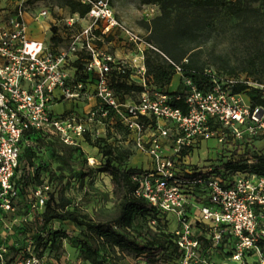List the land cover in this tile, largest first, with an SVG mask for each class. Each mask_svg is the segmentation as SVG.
<instances>
[{"label": "built area", "instance_id": "2783aa9c", "mask_svg": "<svg viewBox=\"0 0 264 264\" xmlns=\"http://www.w3.org/2000/svg\"><path fill=\"white\" fill-rule=\"evenodd\" d=\"M78 1L88 5L89 11L81 15L66 8L65 44H54L51 37L48 41L38 38L35 30H29L27 16L35 22L46 20L40 26L52 35L56 27L59 35L60 23L47 7L27 10L22 1L0 25V264H45V257L35 253L32 237L14 259L9 256L12 245L19 246L14 238L18 227L34 221V208L43 211L51 190L48 182L36 190L31 187L30 197L34 199L35 194L37 202L28 212L21 211L14 180L24 147L33 145L25 138L26 131L54 133L69 145L83 147L87 134L96 131L95 121L102 125L98 131L105 130L107 121L119 123L127 143L151 158L153 168L134 177L140 183L136 195L166 216L167 231L182 252L178 264H264V174L238 171L230 180L213 173L219 156L203 165L188 161L209 139L222 143L221 155L231 139L262 134L261 108H253L246 94L232 93L225 86L245 82L264 96V83L224 76L223 82L214 79V86L204 91L184 77V94L146 89L137 99L121 98L113 87L114 78L130 72L131 79L122 80L146 85L144 51L155 47L119 20L112 0ZM118 36L124 43L139 46V63L111 52ZM134 67L140 76L134 75ZM177 73L182 75L181 66L177 65ZM179 99L183 107L174 106ZM60 102L73 106L57 113L55 105ZM184 150L189 154L182 156ZM88 162L100 164L91 155ZM200 234L209 240L210 249L227 235L224 245L229 254L207 259Z\"/></svg>", "mask_w": 264, "mask_h": 264}, {"label": "trees", "instance_id": "16d2710c", "mask_svg": "<svg viewBox=\"0 0 264 264\" xmlns=\"http://www.w3.org/2000/svg\"><path fill=\"white\" fill-rule=\"evenodd\" d=\"M151 0H144L149 2ZM162 5V14L154 18L148 25L150 35L148 42L155 48L148 47L145 49L146 79L147 82L159 88L161 93L167 94H184L185 89L171 90L175 75H177V65L183 69L180 79L190 78L198 88L208 91L217 79L223 82L222 77H239L234 69H227L226 74L223 72L215 73L208 67H202L194 59L195 54L190 49L182 47L180 40L184 35L181 28L173 24L172 10L177 9L183 16H195L207 20L209 12L225 11L229 14H243L248 11L259 10L260 5H264V0H155ZM64 7L68 8L71 13H80L85 15L89 11V6L82 4L78 0H64ZM258 4V5H257ZM260 4V5H259ZM54 34L51 40L54 44L63 43L61 35L56 34L57 28L53 29ZM67 31L66 29L64 30ZM67 36V35H66ZM264 56V53L262 54ZM78 64V62L76 63ZM130 72L126 75L120 74L114 78L113 87L121 98L125 95L132 96L146 90L142 83L135 80L131 82L123 79L130 78ZM131 79V78H130ZM232 93L246 94L251 101L253 108L260 107L264 110V96L260 90L251 87L245 82H238L233 85L225 86ZM174 106H184L183 99L174 100ZM119 125V123H115ZM217 128L218 124H212ZM25 138L31 140L33 145H26L22 151L20 167L15 177V186L19 190L20 207L22 212H28L32 202L36 204L37 199L30 197V189L41 187L45 182L51 186L49 197L41 213L36 212L34 208V221L23 227L19 226L15 239L19 234L30 232L29 228L40 231L45 230L54 220H69L81 229L80 254L81 258L90 264H122L124 254L128 253L137 259L136 264H178L182 257V252L175 242V236L168 232V220L164 214L153 206L149 201L136 195L139 188V181L134 177L140 174L148 173V170L142 167L130 165V150H116L114 147L102 148L103 153L108 157L99 171L106 173L111 178L112 192L114 194L113 206L102 207L96 211L94 217L89 214L82 215L76 209H70L72 200L60 198L56 202L55 194L52 192L55 185V176L57 172L69 178H76L75 165L78 162L76 156L88 160L83 147L69 145L65 143L57 134L43 132L36 129H28ZM87 141H91L89 134L86 136ZM246 139V138H245ZM241 140L235 146L241 145ZM98 147V146H96ZM225 150L214 164L213 173L223 176L225 179H232L238 171H248L258 175L264 174V155L253 153L250 156H241L237 150H233L232 156L226 154ZM189 154L188 150L182 151V156ZM249 160H252L250 162ZM55 161L56 167L46 171L43 175L41 170L45 164ZM100 165V164H99ZM190 166V165H188ZM187 167V166H186ZM185 166H182L184 170ZM93 172L92 168H87L81 173L82 183ZM185 176L192 177L189 173ZM34 231L29 236L34 237ZM198 230V233H200ZM45 236L43 233H41ZM41 235V236H42ZM63 236H65L63 234ZM202 240V252L207 259H222L225 254H229L225 242L228 241L227 235L221 244L210 249L211 243L203 234L199 235ZM21 246V245H20ZM20 246L12 245L10 257L14 259L20 253ZM40 255V254H38ZM42 256V255H40ZM146 262V263H141Z\"/></svg>", "mask_w": 264, "mask_h": 264}, {"label": "rangeland", "instance_id": "374dc122", "mask_svg": "<svg viewBox=\"0 0 264 264\" xmlns=\"http://www.w3.org/2000/svg\"><path fill=\"white\" fill-rule=\"evenodd\" d=\"M22 1V8L27 10L50 8L57 18L55 21L60 23L58 33L62 40L65 39L64 30L66 27L62 19L68 15L69 11L64 7V0H0V25L5 23L8 15L20 7ZM112 6L119 20L140 37H143L144 40H148L150 35L148 25L154 18L162 14V5L155 0L149 2H144V0H112ZM169 11H172L174 26L181 28L184 32L180 40L182 47L192 50L191 52L195 54L194 59L199 62V65L211 68L218 74L223 72L224 75H227V69L232 68L240 77L264 83V56L262 55L264 53V5H260L259 10L248 11L243 14H229L225 11L209 12L206 16L207 20L192 15L183 16V13L179 12L181 10L177 9L169 8ZM32 20L31 17L27 16L29 30L33 33L35 30L36 37L48 41L52 34L40 26L46 23V20L39 22ZM47 21L51 22L49 19ZM121 37H117L115 45L110 48L111 52L131 63H134L133 59H138L135 63H139V46L124 43V38ZM133 69L135 70L134 75L140 76L137 73V68L134 67ZM183 80L184 78L181 80L179 76L178 82L174 80L169 89H179L180 91L186 89ZM145 87L151 92L161 91L148 83L147 79ZM134 98L137 99V96ZM72 106L71 102L57 103L55 112L63 113L67 109H71ZM84 107L87 109L85 105ZM259 114L264 123V110L260 109ZM93 127L96 128V131L89 134L91 141L83 142V150L86 155L94 156L100 165L91 166L88 160L85 162V158L76 156L75 160L78 162L74 172L76 178H69V173L62 176L57 172L55 185L52 188L56 197L55 203H58L62 197L71 199L70 209H76L82 215L89 214L90 217H94L96 211L104 206L108 208L113 206L115 198L112 192L111 178L106 173L99 171V167L103 166L108 158L103 153L102 148L114 147L119 151L130 150L129 162L131 166L142 167L148 171L153 168L149 155L138 152L132 142L127 143L126 131L123 127L110 121L106 122L105 130H97L102 127L99 121H95ZM262 130V134L254 139L249 137L242 139L238 148L235 146L238 142L231 139L230 142H227V149L225 148L229 153L228 155L232 156L234 154L232 151L235 149L241 153L242 157L257 152L264 155V129ZM220 149H222V143L217 138L209 139L202 144V148H197L194 151L193 157H189L188 161L192 165L194 163L203 165V163L211 161L210 159L220 156L218 153ZM55 167V161L45 164L41 170L42 175ZM87 168H92L93 172L82 183L81 173ZM29 230L28 234H19L17 238L19 246L24 247L26 245V239L35 229L29 228ZM40 232L45 236L39 234L38 229L34 231V237L39 238L38 241L35 240L34 249L35 253L45 257V264H90L81 258V229L71 221L54 220L45 230ZM136 260L133 255L126 253L122 264H136Z\"/></svg>", "mask_w": 264, "mask_h": 264}, {"label": "bare ground", "instance_id": "6f19581e", "mask_svg": "<svg viewBox=\"0 0 264 264\" xmlns=\"http://www.w3.org/2000/svg\"><path fill=\"white\" fill-rule=\"evenodd\" d=\"M179 76H180V75H175V77H174L173 81L175 80V81H177V82H178ZM88 148H90V147H88Z\"/></svg>", "mask_w": 264, "mask_h": 264}, {"label": "crops", "instance_id": "0c3cea01", "mask_svg": "<svg viewBox=\"0 0 264 264\" xmlns=\"http://www.w3.org/2000/svg\"><path fill=\"white\" fill-rule=\"evenodd\" d=\"M173 83V82H172ZM172 85V84H171ZM171 87V86H170Z\"/></svg>", "mask_w": 264, "mask_h": 264}]
</instances>
